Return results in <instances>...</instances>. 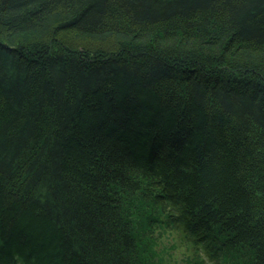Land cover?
<instances>
[{
	"label": "trees",
	"instance_id": "16d2710c",
	"mask_svg": "<svg viewBox=\"0 0 264 264\" xmlns=\"http://www.w3.org/2000/svg\"><path fill=\"white\" fill-rule=\"evenodd\" d=\"M0 264H264V0H0Z\"/></svg>",
	"mask_w": 264,
	"mask_h": 264
},
{
	"label": "rangeland",
	"instance_id": "374dc122",
	"mask_svg": "<svg viewBox=\"0 0 264 264\" xmlns=\"http://www.w3.org/2000/svg\"><path fill=\"white\" fill-rule=\"evenodd\" d=\"M78 42V41H77ZM80 42H78V44H79ZM178 236H176L175 237V235H174V237L172 238L173 240H176V241H178V243H179V239H178V237H179V234H177ZM169 237H171V236H169ZM179 249H181V250H185L186 248H184L183 247V245H179ZM178 249V250H179ZM179 252H181L180 250H179ZM179 257H182V254L181 253H179ZM208 260V259H207ZM208 261H210V260H208Z\"/></svg>",
	"mask_w": 264,
	"mask_h": 264
}]
</instances>
